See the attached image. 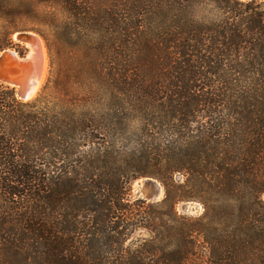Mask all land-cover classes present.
Returning <instances> with one entry per match:
<instances>
[{"label": "trees", "instance_id": "1", "mask_svg": "<svg viewBox=\"0 0 264 264\" xmlns=\"http://www.w3.org/2000/svg\"><path fill=\"white\" fill-rule=\"evenodd\" d=\"M17 32L50 72L0 82V264H264V0H0Z\"/></svg>", "mask_w": 264, "mask_h": 264}, {"label": "rangeland", "instance_id": "2", "mask_svg": "<svg viewBox=\"0 0 264 264\" xmlns=\"http://www.w3.org/2000/svg\"><path fill=\"white\" fill-rule=\"evenodd\" d=\"M18 33H21V32H17L13 35V42L16 44V47H14L12 49H6V52H10L9 53L10 55H12V52H14L15 57H27L31 52L30 48L27 45V41L32 42V41H36V40L38 41L39 40L43 45L42 50H43L45 64H46V76H45V80H44L43 85L41 86L40 90L36 94V96H37L40 93V91L42 90V88L44 87V85H45V83L49 77L50 58H49V54H48V49H47L45 41L38 34L31 32L33 34H31L30 38L26 41H23L20 38H18ZM21 51L24 53V56H21L19 54V52H21ZM5 84H7V83H5ZM36 96H34V97H36ZM28 100H30V99H28ZM163 197H164V188L161 185V183H159L155 179L140 178V179L135 180L131 185V198L132 199L141 198V199H145L147 201L157 202V201H160ZM186 205L191 206L192 209L190 212H187L184 210V207ZM177 210L179 213L186 214V215L193 216V217H198L203 213V207L199 203H196V202H183V203L178 205ZM136 236L145 237L146 233H145V231L140 230L136 234Z\"/></svg>", "mask_w": 264, "mask_h": 264}, {"label": "bare ground", "instance_id": "3", "mask_svg": "<svg viewBox=\"0 0 264 264\" xmlns=\"http://www.w3.org/2000/svg\"><path fill=\"white\" fill-rule=\"evenodd\" d=\"M27 45L30 48V54L26 57V59H21L19 57H15L14 52H12V55H10V52H4L0 55V71H1V64L2 61L4 64H2L5 69L9 70H18L21 75H24L26 71L30 72L32 70V67H28L29 65L31 66L34 61H40V71L37 77V83L35 87L33 88V91L31 92L30 96L28 99L33 98L36 96L38 91L40 90L41 86L44 83L45 76H46V64H45V59H44V54H43V48H42V43L38 40L28 42ZM24 65H28L27 67H24ZM27 68V69H26ZM10 85L15 86L18 90V93L25 91V85L23 82L21 83H10ZM27 99V100H28Z\"/></svg>", "mask_w": 264, "mask_h": 264}, {"label": "water", "instance_id": "4", "mask_svg": "<svg viewBox=\"0 0 264 264\" xmlns=\"http://www.w3.org/2000/svg\"><path fill=\"white\" fill-rule=\"evenodd\" d=\"M31 34H33V33H31V32H23L22 33L21 32V33H18V38H20L23 41H26V40H28L30 38ZM5 51H3V52H5ZM2 53H0V55ZM19 58L26 59V57H19ZM2 64H4L3 61H2ZM2 64H1V71H0V82L7 83L8 85H10V83H13V82L14 83L23 82L24 84H26L25 85V91L18 93L17 88L15 86H13V87L16 88L17 96L20 99L27 100L28 97L30 96L31 92L33 91V88L35 87V85L37 83V77H38V74H39V71H40L41 62L40 61H34L31 66L30 65L29 66L28 65H24V67H27V66L28 67H32V70L30 72L26 71L24 73V75H21L18 70L15 71V70H12V69L11 70L5 69V67ZM191 209L192 208H191L190 205H186L184 207V210L187 211V212H190Z\"/></svg>", "mask_w": 264, "mask_h": 264}]
</instances>
